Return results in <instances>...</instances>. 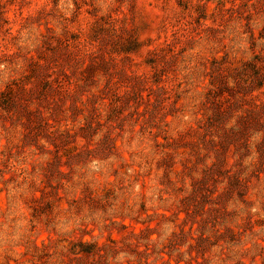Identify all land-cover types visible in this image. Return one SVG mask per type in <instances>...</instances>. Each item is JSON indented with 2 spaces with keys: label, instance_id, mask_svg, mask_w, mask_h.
<instances>
[{
  "label": "rangeland",
  "instance_id": "1",
  "mask_svg": "<svg viewBox=\"0 0 264 264\" xmlns=\"http://www.w3.org/2000/svg\"><path fill=\"white\" fill-rule=\"evenodd\" d=\"M0 264H264V0H0Z\"/></svg>",
  "mask_w": 264,
  "mask_h": 264
}]
</instances>
